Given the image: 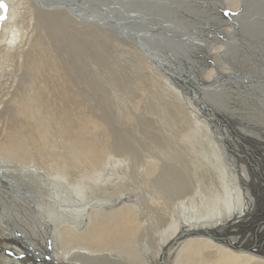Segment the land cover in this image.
I'll list each match as a JSON object with an SVG mask.
<instances>
[{"label": "bare ground", "instance_id": "1", "mask_svg": "<svg viewBox=\"0 0 264 264\" xmlns=\"http://www.w3.org/2000/svg\"><path fill=\"white\" fill-rule=\"evenodd\" d=\"M0 1L8 8L6 17L0 19V108L10 113L9 117L8 112L0 115V250H32L31 241L41 247L47 239L51 244L50 252L45 250L51 259L47 264H264V252L238 239L242 222L247 227L255 226L253 230L258 229L257 233L264 236L260 225H264L263 179L257 174L244 179L242 183L248 182L249 186L241 185V189L235 185L237 180L228 183L236 189L235 197L230 192L217 198L215 192L201 188L199 191L211 195L206 198L201 193L202 202L195 200L197 181L203 180V173L208 171L199 165L204 161L198 160L204 156L205 146L195 144L197 137L206 134L202 126L190 125L188 114L190 108L204 113V107H220H214V112L205 111L206 118L208 114L217 118L208 119L212 127L211 122L209 126L204 124L211 131L207 147L218 152L215 168L219 169L224 161L223 149L230 148L227 133L234 146L242 149L250 145L239 137L233 123L235 118L243 117L240 107L247 111L250 95L261 102L264 98V70L258 64L264 63V0ZM12 1L29 10H21V15L12 13ZM32 7L40 15H64L106 33L114 43L105 44V54L101 55L98 52L105 45L98 46L95 65L92 62L96 70L107 72L113 46L122 47V60L126 62L123 71L96 76V91L102 93L108 106H115L116 113L128 105L134 107L135 99H141L139 92L151 87L145 81L161 73L170 100H160L157 89L147 91L146 101L134 108H141L144 116H155L136 115L135 123L130 125L133 132L113 122V114L101 98V106L93 105L98 108L96 120L85 111L76 116L80 107L73 104L72 109L66 108L62 98L57 101L58 109L56 105V109L51 107V84H46L45 78L54 79L57 72L35 49L34 43L41 39L29 31L35 20ZM190 14L197 17L192 19ZM219 26L223 31L220 36L203 33L204 29ZM198 36L211 39L204 54L196 49L202 48ZM44 48L43 42L39 49ZM64 51L62 57L55 51L52 54L61 62L58 71L63 70ZM14 57L19 60L17 70L12 68ZM194 57L203 58L201 69L200 65L194 67ZM204 58L211 63H205ZM28 59L31 63L23 71ZM70 62L73 70L62 71L56 83L58 80L64 85L60 93L76 99V55L70 57ZM141 65L147 70L142 71V83L136 73ZM224 77L225 82L219 83ZM228 111L232 113H225ZM243 136L247 137L245 132ZM248 149L236 155L248 160L253 148ZM262 166L258 164L257 170ZM211 173L214 170L206 175ZM52 187L65 203L62 210H56L49 201ZM187 197L192 199L188 206L184 204ZM224 204L230 207L224 208ZM156 217L166 218L157 221ZM15 227L25 238L16 235ZM174 238L176 242L169 247ZM33 251L41 255L37 249ZM36 260L45 262L43 257L16 262L0 252V264H38Z\"/></svg>", "mask_w": 264, "mask_h": 264}, {"label": "rangeland", "instance_id": "2", "mask_svg": "<svg viewBox=\"0 0 264 264\" xmlns=\"http://www.w3.org/2000/svg\"><path fill=\"white\" fill-rule=\"evenodd\" d=\"M9 5H10V8L12 10L11 12L14 13V14L21 15V13H20L21 10L23 11L24 9H26V12H27V10H29V9H27L26 6H25L26 8L25 7L23 8V6L20 3H18V2L16 3V1L10 2ZM31 10L34 12V15H35L34 17H35V20L36 21L35 20L33 21V27H31L30 28L31 30L29 29V31H31V33H33V34L35 32V36L36 37H39V39H41L40 40V43H34L35 49H37L38 51H41L42 54H44L48 58L46 60L49 61V64L51 66L52 71L53 72H57L55 74L56 77L54 79H49L48 80L47 78H45V83L46 84L47 83H50L51 84L50 85V87H51L50 92L52 91L51 92V95L52 96L50 97V100H49V102L51 104V107H53V106L56 105L57 106V109H58L59 108V104L57 103V101H59L62 98V99H64L62 101V103H64L63 104L64 107L72 109L73 108V104H75L76 108L77 107H80L78 109V111L76 109V116L79 114V112L81 113V111H85L86 114H87V116H93V117H95L94 120H96L97 119V116L96 115L98 114V112L96 113V111H97L98 108L94 107L93 105H95V106L96 105L97 106H101L102 104H99V99L101 98L102 101H103V103H104L103 106L104 107H108L107 109L110 111L111 115L113 114L112 115L113 122H117V125L118 124L119 125H123L125 128H127L129 130V132H133L134 128H131L130 129V125L133 124V123H135L134 117L136 115L144 116V113H145L144 111H142L141 108L138 109V108H134V107H137V106L143 104L146 101L145 100V97H146L147 93L149 92V90H150V92H154V90H156V89L159 90L160 93H161L160 100H162L164 102L170 100V98H169V95L170 94L168 92L169 90H166L165 86L162 84L163 78L160 77V75H163V74L161 73L159 76H153L152 81H149V80L145 81L146 84H149L150 83L151 87H150V89H145L144 91H140L139 92L141 94V99L140 98H137L138 100L135 99V102L133 104L134 107L128 105V107L126 108V110L121 109V111H120L121 113H116L115 106L114 105H111V104L108 106V101H106L104 99V97L102 96V93L100 91H96L95 87H96V84H97V77H96L97 74H99V73L105 74V73L115 72V71H119V70L123 71V68H124L126 62H124L125 60L124 61L122 60V47L121 46H119V47L117 46L116 47L115 45L113 46V50H112L113 52L111 53L113 59H111V61H112L111 62V66H110V69L107 72H103V69L96 70V67L93 66V64L95 65V62H93V61H95V52H98L101 49L98 53L100 55L101 54H105V47H106L105 44H108L109 45V43L112 42L111 38L109 36H107L106 33H104L103 31H100V30H97V29L93 28L92 26L88 25L87 23H85V24L84 23H81L80 24L77 21H73L72 19H70L69 17L64 16V15H59V14H45L43 16V15H40V14H38L36 12L37 9L35 7H32ZM190 16L192 17V19L195 18V17H197V15H191V14H190ZM229 19L230 18L228 16H226V20H229ZM24 32H27V31L25 30ZM203 33L206 34V35L209 34V35H214V36H220V35H222L223 31H222V28L219 26V27H210V28L204 29L203 30ZM86 36H88L89 38H87ZM91 36H92V38H91ZM198 37H199L198 38V41L197 40H195V41H197L198 44H201L202 45V48L196 47V49H197V51L200 50L201 52H203L202 54H204V51L207 50L206 48H208L207 45L209 43H207V42H209L211 39H205L204 37L201 38L200 36H198ZM43 42H44V47L47 48V50L45 48L44 49H39L40 44L43 43ZM68 43H70L72 45H69ZM112 43H114V42H112ZM101 44H103L105 46L99 49L98 46H100ZM188 45H190V44H187L186 46H188ZM81 46H82V48H81ZM63 48H65V51L63 52L64 58L62 59V61L64 62V65H63V68H62L63 70H59L58 71V68H59L61 62L54 60V57H53L52 54H53V51H55L58 56L62 57L61 55H62ZM67 50L69 51V55L67 53ZM116 50H117V52H116ZM186 50L189 51V48L186 47ZM182 52H183L184 55H187L186 52H184V51H182ZM75 55H76V66H75L76 67V99H73V98L68 97L66 94L60 93V87L63 88L64 85L62 83L60 84V81H58V80H57V83H59V84H57L56 83V79L57 78H60L58 76H61L62 75V71L71 72L70 70L74 66L70 62V57L72 58ZM8 57H9V55H8ZM194 59H195V62L197 63V65H194V67L200 65L199 66L200 67L199 69H201L202 68V62L201 61L203 60V58L202 57L201 58L194 57ZM11 60H13V62H15V63H13L12 68L15 69V70H17L16 67H18V66L16 65V62L19 61V60L17 58H15V57L12 58ZM204 61L207 64H210L211 63V60L208 59V58H204ZM92 62H93V64H92ZM102 62H105V61L103 60ZM30 63H31V59H28L27 61H24L23 67H22L23 68V71H25L29 67ZM57 63H58V67L56 66ZM258 64H259L260 68L264 70V63H258ZM112 66H113V68H112ZM141 66H142V68H138V70H136V73H138L140 75L139 77H141L140 78V83H142V79H143L142 76H141L142 73H143L142 71L144 70V73L147 71L144 68L143 65H141ZM65 67H67V68H65ZM199 72L200 71L196 67L195 74L197 76H199ZM17 73H20V72H17ZM156 73H157V71H156ZM45 74H46V71L43 72V76H45ZM163 76H165V75H163ZM233 76H236V74L233 75ZM132 77L138 78V76L136 74H133ZM50 80H55L54 84ZM18 81L20 82V79ZM222 82H225V77L224 78H221V80L219 81V83H222ZM87 86L90 89H88ZM3 87H4V85H3ZM56 87H58L59 90ZM237 87H240V86L238 85ZM253 87H256V86L253 85ZM156 94H157V91H156ZM250 96H247V97H250V101H251L250 103H246V105H247L246 106L247 111L243 107H240L241 108V111H243L242 112L243 113V117L242 118H235L234 119V123H233V125L239 129V130H237V131L240 132L239 133V137L240 138H243V141L244 142H247L250 145L245 146L243 144L244 146H241L242 145V142H236V140H237L236 137H235L236 140H234L233 143H237V145L238 146H241L244 151H246L249 147H250V149L253 148V150H251V154H248L247 153L248 154V157H249L248 160L243 155H241V157H239L238 155H236V153L237 152H242V149L239 148V147H236V146H234L232 144V142L230 140V137H229V135L227 133L225 136H226V138L228 140V143H231V145H230V148H228V150L223 149L224 152H225V154L223 156L224 157V161L223 162H220L219 161L221 163V166L219 167V169H218V167L215 168L213 166V165H215V162H217V160H218V157H217L218 156L217 155L218 152L216 150H213L212 148L210 150V147L209 146L207 147V145H209V143H207L208 142V138H209V134L208 133H211V131L209 132V130H207L206 127H205V125H208L209 126V123L211 122L209 120L217 119V118H213L209 114H208V117L209 118L211 117V119L206 118V112L205 111L214 112L215 110H217L220 107H218L216 104L211 105V108L210 109H207L206 107H204L205 108L204 113L201 112V111H199V110H194V109L191 110V108L188 110V114L190 113L189 115L191 116V117L189 116L190 119H191L190 122L192 121L190 125L193 124V126H198V127L202 126L200 128L206 134L203 137L200 136V137H197L196 138V144L195 145L197 147H199L198 144H200V143H202V145H201L202 148H203V146H205L204 147L205 148L204 149L205 150V153L203 152L204 156L198 157V160L199 161H202V162L204 161V162H203V164H199V165L200 166H203L204 168H206V170L208 169V171H206L205 173H203V176H204L203 177V180L197 181V183H198L199 186H198V192H197V196L195 197V200H198L199 202H202L201 201V198L203 196L200 195V194L201 193L206 194V198H207L209 195H211V192L212 191H213V193L215 192L214 194H215V196L217 198L225 197V195L228 194V193H230V192L233 193L232 195L234 196L236 194V192H235L236 189L234 187H231V186L228 187V183H231V182L232 183H235L236 182L237 184H235V185H237L240 189L242 188V186H244V188H246V186L248 187L249 184H248V182L247 183H242L244 181V179L252 178V176H254L256 174H257V178L258 177L259 178H262L263 179V182H264V171L261 173L262 168L264 170V164H263L264 163V158H263V156H264L263 155L264 154L263 153L264 152V117H263V115H264V111H263L264 110V106H263L264 105V98H262L263 99L262 100L263 103H262L261 101L256 100L255 98H253L252 95H250ZM45 99H46V97H45ZM209 100L212 101V99H209ZM71 101H73L72 104L70 103ZM252 105H254V106H252ZM55 107H53V108H55ZM214 107H216L215 110H213ZM121 108H123V107L121 106ZM250 109H252V110H250ZM0 112L2 113V114L0 113V115H5L8 111L5 110V108L3 106H1ZM91 112H93V113H91ZM225 113H232V112L231 111H228V112H225ZM262 113H263V115H262ZM9 115H10V113L8 112V117H9ZM141 116H140V119H142ZM146 116L147 117H153L155 115H150L149 116L148 114H146ZM146 116H144V117H146ZM249 118H251V119H249ZM184 124H185V122H184ZM184 124H182V125H184ZM224 124L227 125L226 122ZM239 126H241V127H239ZM210 127H212V122H211ZM216 129L219 130V127H216ZM228 129L229 130H232V128L230 126H228ZM258 129H260V130H258ZM261 130H263V131H261ZM254 131H256V132H254ZM232 132H233V130H232ZM244 132H245V135L247 137L243 136V133ZM235 133L238 134V132H235ZM254 136H255V138H254ZM218 138H220L219 135H218ZM226 138H223V141H226ZM232 150L235 151L234 154H233V151ZM226 152H228V153H226ZM214 153H215V155H214ZM191 155L193 157H195V154L194 153H191ZM202 158L203 159L205 158V159L202 160ZM252 158L253 159H257V160H252ZM228 159H230V161ZM250 161H252V162L250 163ZM227 164H228V166H227ZM258 164H262L263 165L262 168H260L259 170H257L258 169ZM229 165H231V166H229ZM195 167H196V165H195ZM243 167H245V168H243ZM252 167H253V170H252ZM209 169L212 172L214 170V173H215V170H216V173L215 174L214 173L213 174L211 173L212 176L206 175L207 172L208 173L210 172ZM250 171H251V173L253 171V173H252L251 176L248 175ZM194 173H195V171H194ZM222 173L225 174V175L227 174V175L225 176ZM245 173H247V176L248 177L245 175ZM259 173H260V175H259ZM239 175H240V177H239ZM205 177H207V178H205ZM237 177H239L242 181L239 180V178L237 179ZM235 180H237V181H235ZM238 181H240L242 183V184H240V186L238 184ZM251 181L252 180H250V182ZM225 183H226V185H224ZM225 187L226 188L228 187V188L226 189ZM201 188L202 189L210 190L211 192L199 191ZM53 189L52 190H49V195H48L49 201L51 202V204L53 205V207L56 210H62V207L65 206L64 205L65 203L61 200L60 197H57L58 195L56 194L55 189L54 190ZM246 193H250V192H246ZM55 200H57V204H56V201ZM191 202H192V199L190 197H187L184 200V204L186 206L190 205ZM217 202L219 204L221 203L220 200H218ZM57 205H58V208H57ZM223 206H224V208L225 207H230V205H228V204L227 205L224 204ZM20 207H24V206L20 205ZM208 207L210 208V206H208ZM215 207H217V206H215ZM167 213H168V210H167ZM178 215L180 216V214H178ZM156 218H157V221H160V220H163L166 217H156ZM175 218H177V217H174L173 219H175ZM228 218H230V217H225V219H228ZM225 219H223V220H225ZM5 223H6L7 226H9V223H7V222H5ZM161 223H163V222L162 221L160 222V226L163 225ZM260 225L262 227H264V225L262 223H260ZM239 226L242 227V228H240V227L238 228V233H239L238 239H241V240H244V241L247 240V243H251L252 244V248H254V249H256V250H258L260 252H264V247H263L264 246V236H261L259 233H257L258 229L253 230V228L255 226L247 227L246 224H244L243 222H242V224L239 223ZM14 231H16V235H18V236L20 235L23 238H25L23 232H21L18 228L15 227L14 228ZM166 235H167V233H165V236ZM31 242H32V246H31L32 247V250H30L29 247L27 249V248L21 246V247H23V249L21 248L22 250L21 251H18V253H16L17 251L14 252V250L9 249V248H5L4 250L1 249L0 252H3V254L5 256L9 257L10 259H12L13 261H16V262H19L20 259H23V258H26V257H29L31 260H34L36 258L37 259H41L43 257L44 260H45V262H42V261H39V260H36L34 262L35 263H38V264H47V263H50L51 262V259H48V255H47V253L45 251V250H47L48 253L50 252V246H51V244L47 243V239H46V241H44L42 243L41 247H38L37 245H35L34 244V241H31ZM34 248L37 249L38 251H40L41 255H35V253H34L35 251H33ZM177 260H178V257H174V261H177Z\"/></svg>", "mask_w": 264, "mask_h": 264}, {"label": "water", "instance_id": "3", "mask_svg": "<svg viewBox=\"0 0 264 264\" xmlns=\"http://www.w3.org/2000/svg\"><path fill=\"white\" fill-rule=\"evenodd\" d=\"M0 8H1V16H0V19H3L6 17V14H7V5L4 1H0ZM184 232V231H182ZM176 242V238H174L172 240V242L169 244V247H171L174 243Z\"/></svg>", "mask_w": 264, "mask_h": 264}]
</instances>
